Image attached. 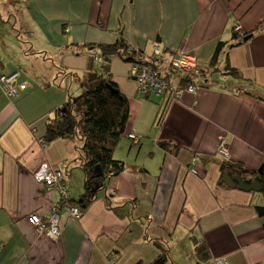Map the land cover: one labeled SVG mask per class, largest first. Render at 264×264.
<instances>
[{
    "label": "crops",
    "instance_id": "crops-1",
    "mask_svg": "<svg viewBox=\"0 0 264 264\" xmlns=\"http://www.w3.org/2000/svg\"><path fill=\"white\" fill-rule=\"evenodd\" d=\"M261 22L264 0H0V71L19 74L27 86L15 98L0 86V264H152L161 254L156 241L167 251L165 264H264V217L255 210L264 194L228 188L221 171L223 161L249 172L264 165V101L239 93L223 73L228 56L264 90V32L228 50L210 70L219 42L236 27L249 33ZM118 40L147 58L158 46L170 65L176 54L191 56L202 76L195 93L174 83L172 91L147 97L129 76L133 66L112 60L130 106L114 151L127 169L75 220L62 193L34 175L42 164L61 170L68 203L76 204L85 192L76 147L42 140L49 117L80 92L73 75L88 69L92 48ZM222 141L227 159L219 154ZM56 208L54 240L29 217L38 215L48 229ZM202 244L206 263L196 255Z\"/></svg>",
    "mask_w": 264,
    "mask_h": 264
},
{
    "label": "trees",
    "instance_id": "trees-1",
    "mask_svg": "<svg viewBox=\"0 0 264 264\" xmlns=\"http://www.w3.org/2000/svg\"><path fill=\"white\" fill-rule=\"evenodd\" d=\"M262 32H264V22L259 23L249 33L235 29L229 41L219 42L211 60L210 70L217 71L221 57L228 50L241 45L245 42L246 37H252V35ZM90 55L88 69L81 74L73 75L79 84L80 92L69 94L67 101L49 117L42 140L44 145L57 140L74 143L78 152V158L75 162L78 163L85 174V192L79 202L75 201L76 204L71 205L66 201H63V204L68 207L78 206L82 212L89 207L97 196L96 193L92 192L96 186H99L100 189H106L112 177L120 175L127 169L123 161L114 157V151L125 134L130 106L128 98L114 81L111 73L112 60L119 57L132 66H147L152 72L157 73L162 81V76H164V81L169 83L170 86L172 85V88L175 85L174 83H178V88L183 90H187L191 86L197 88L199 77L202 76L201 74L175 69L172 65L164 62L163 56L155 57L153 55L151 58H147L143 55V52L130 48L125 40H118L111 45H97L92 48ZM99 59L101 60L97 63ZM0 73L7 75L1 71ZM223 73L237 82L239 93H245L264 101V90L260 89L252 80L245 79L242 72L231 67L228 56H226ZM135 82L137 81L135 80ZM174 87L176 88V86ZM26 88L25 85L24 90L19 89L18 95ZM141 92L147 97L156 95L150 91ZM160 146L170 153L179 151V147L171 143L161 142ZM97 167L101 169L102 175L100 176L95 173ZM262 168L261 173L259 171L249 172L241 164L229 161H223L221 164L222 174L228 173L230 176H239L248 183L258 182L262 186V193L264 194V165ZM69 202L72 203L70 197ZM114 210L119 216H124L121 208H115ZM255 210L260 217H264V206H255ZM131 215L129 213L127 217L130 218ZM155 245L161 250V254L152 264H165L167 262V251L160 241H156ZM207 251L205 244L196 248V255L204 263L210 259Z\"/></svg>",
    "mask_w": 264,
    "mask_h": 264
},
{
    "label": "built area",
    "instance_id": "built-area-1",
    "mask_svg": "<svg viewBox=\"0 0 264 264\" xmlns=\"http://www.w3.org/2000/svg\"><path fill=\"white\" fill-rule=\"evenodd\" d=\"M154 51V55L156 57L162 56V50L158 46H155ZM192 61L195 62V59L184 54H176L175 57L171 58V64L175 69L184 70L185 72H191L193 74H199V70L193 68L194 66L196 67V64L192 63ZM129 76L137 81L141 91L143 92L150 91L155 93L156 95H161L165 92L167 93L173 90L169 83L165 82L164 80L162 81L158 77L157 73L152 72L151 69L147 66L133 65ZM0 86L5 94L11 98L18 96L19 89H25V85L19 83V74L2 75L0 73ZM186 91L188 93H195L196 87L191 86ZM180 96L181 94L177 95L178 98H182ZM129 137L132 140H138V137L136 135L132 134ZM219 154L225 158H228V150L224 141H222L220 144ZM34 176L38 182L45 184L48 190L57 188L62 193L63 199L66 202L69 201V195L65 190V187L62 185V181L64 179V173L62 171L53 168L49 164H42V166ZM66 207L73 219H81L83 212L78 206L68 207L66 205ZM59 211L60 208H56L52 216L49 218L48 229L46 227V224L36 214H33L29 217L30 223L38 230V232L44 233L46 231V234L50 238L57 240L60 236L58 214ZM215 264H227V262L225 260H216Z\"/></svg>",
    "mask_w": 264,
    "mask_h": 264
},
{
    "label": "water",
    "instance_id": "water-1",
    "mask_svg": "<svg viewBox=\"0 0 264 264\" xmlns=\"http://www.w3.org/2000/svg\"><path fill=\"white\" fill-rule=\"evenodd\" d=\"M251 38V36H248L244 39V41H248ZM263 168H260L258 171L261 173ZM95 173L97 176L102 175L100 167H97L95 169ZM222 182L228 187V188H238L240 191L243 192H261L262 186L255 182L252 184H248L245 180H243L239 176H230L227 173L223 175ZM99 186H96L92 192L97 193L99 191Z\"/></svg>",
    "mask_w": 264,
    "mask_h": 264
},
{
    "label": "rangeland",
    "instance_id": "rangeland-1",
    "mask_svg": "<svg viewBox=\"0 0 264 264\" xmlns=\"http://www.w3.org/2000/svg\"><path fill=\"white\" fill-rule=\"evenodd\" d=\"M192 63L196 64V67L194 66L193 68H195V69H198V70H199V67H198L197 61H196V60H195V62H194V61H192Z\"/></svg>",
    "mask_w": 264,
    "mask_h": 264
},
{
    "label": "bare ground",
    "instance_id": "bare-ground-1",
    "mask_svg": "<svg viewBox=\"0 0 264 264\" xmlns=\"http://www.w3.org/2000/svg\"><path fill=\"white\" fill-rule=\"evenodd\" d=\"M235 29H236V30H240V27H236Z\"/></svg>",
    "mask_w": 264,
    "mask_h": 264
}]
</instances>
